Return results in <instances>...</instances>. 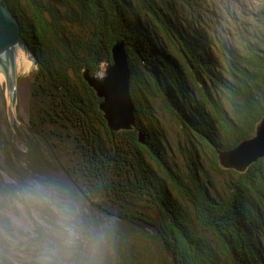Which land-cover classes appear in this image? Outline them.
Instances as JSON below:
<instances>
[{
	"label": "trees",
	"instance_id": "16d2710c",
	"mask_svg": "<svg viewBox=\"0 0 264 264\" xmlns=\"http://www.w3.org/2000/svg\"><path fill=\"white\" fill-rule=\"evenodd\" d=\"M2 3L34 63L27 123L0 119V192L36 177L69 188L108 227L106 264H264V158L238 173L215 149L251 137L264 115V0ZM117 42L136 127L111 136L82 71L110 64ZM154 100L179 127L182 168Z\"/></svg>",
	"mask_w": 264,
	"mask_h": 264
},
{
	"label": "clouds",
	"instance_id": "9594fccd",
	"mask_svg": "<svg viewBox=\"0 0 264 264\" xmlns=\"http://www.w3.org/2000/svg\"><path fill=\"white\" fill-rule=\"evenodd\" d=\"M0 192V258L9 264H106L110 233L69 188L43 177Z\"/></svg>",
	"mask_w": 264,
	"mask_h": 264
},
{
	"label": "water",
	"instance_id": "95a60500",
	"mask_svg": "<svg viewBox=\"0 0 264 264\" xmlns=\"http://www.w3.org/2000/svg\"><path fill=\"white\" fill-rule=\"evenodd\" d=\"M22 49L34 61L28 44L21 35L16 16L0 0V69L4 73L6 87L16 80V50ZM10 58V67L5 59ZM82 78L100 100L98 110L102 113L111 136L136 127L135 107L130 96V69L125 52V43L117 42L111 49V63L102 70L90 74L82 71ZM11 106L15 107L16 93L10 92ZM139 141L143 135L139 132ZM217 161L221 168L238 173L245 172L259 158H264V115L257 123L254 134L239 142L235 147L222 150L216 147Z\"/></svg>",
	"mask_w": 264,
	"mask_h": 264
},
{
	"label": "rangeland",
	"instance_id": "374dc122",
	"mask_svg": "<svg viewBox=\"0 0 264 264\" xmlns=\"http://www.w3.org/2000/svg\"><path fill=\"white\" fill-rule=\"evenodd\" d=\"M34 61L30 56H27L22 49L16 50L15 64H16V80L14 85L9 82L8 89L5 87V76L0 69V119H4L5 115H8L10 121L13 119V115H16L21 119L22 124H26L28 121V101L30 100V73L33 69ZM12 88L15 89L16 103L15 107L11 106L10 92ZM7 89V90H6ZM154 114L158 119L162 132L166 137L168 147L166 149V157L168 161H173L179 168L184 165V149L179 147L181 142V136L179 135V127L175 124V121L170 118L167 113L160 110L158 101L154 100ZM12 114V115H11ZM23 132V130L21 129ZM108 173L111 180L115 179L113 173ZM212 176V174H211ZM216 183V179L212 176ZM220 190V189H218ZM108 206V205H106ZM111 210H114L109 206ZM12 259V257H10Z\"/></svg>",
	"mask_w": 264,
	"mask_h": 264
},
{
	"label": "flooded vegetation",
	"instance_id": "af4514ba",
	"mask_svg": "<svg viewBox=\"0 0 264 264\" xmlns=\"http://www.w3.org/2000/svg\"><path fill=\"white\" fill-rule=\"evenodd\" d=\"M5 62L7 63V65L10 67V58L8 57L7 59H5ZM6 81V80H5ZM9 86V83H8ZM5 87H6V83H5ZM7 88V87H6ZM7 90V89H6ZM17 99V98H16Z\"/></svg>",
	"mask_w": 264,
	"mask_h": 264
}]
</instances>
